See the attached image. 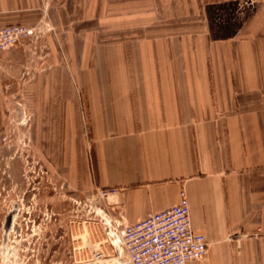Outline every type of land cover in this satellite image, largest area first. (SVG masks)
<instances>
[{"label":"crops","instance_id":"crops-1","mask_svg":"<svg viewBox=\"0 0 264 264\" xmlns=\"http://www.w3.org/2000/svg\"><path fill=\"white\" fill-rule=\"evenodd\" d=\"M42 1L0 23L46 20ZM49 4L50 60L79 63L82 85L55 67L38 75L48 86L25 95L34 141L56 143L49 156L60 159L69 185L82 193L117 189L101 210L130 225L185 192L193 228L210 243L204 259L188 264H264V10L238 38L230 32L210 45L194 17L201 0ZM186 13L193 17L186 21Z\"/></svg>","mask_w":264,"mask_h":264},{"label":"rangeland","instance_id":"rangeland-1","mask_svg":"<svg viewBox=\"0 0 264 264\" xmlns=\"http://www.w3.org/2000/svg\"><path fill=\"white\" fill-rule=\"evenodd\" d=\"M34 0H0V21L25 14L19 11ZM46 20L38 23L4 22L3 26L36 27L34 37L0 52V264H128L120 245L111 244L96 192L75 191L64 178L60 160L49 156L56 143L34 141V115L25 90L48 86L50 69H69V82L80 86L79 63L50 60L49 38L55 37L48 20L49 0L42 1ZM10 9H14L11 11ZM16 10V11H15ZM264 10V0H201L202 40L219 44L232 32L238 38L243 27ZM186 21L193 17L186 13ZM2 22V21H1ZM51 50V51H50ZM207 68L213 69V62ZM71 73L73 77H71ZM62 81L67 79L61 76ZM84 139L91 163L94 140L84 96ZM73 146H76L74 140ZM64 142H57L61 148ZM76 144V145H75ZM50 146V147H49ZM101 247V251H100ZM100 252L103 256L100 257Z\"/></svg>","mask_w":264,"mask_h":264},{"label":"built area","instance_id":"built-area-1","mask_svg":"<svg viewBox=\"0 0 264 264\" xmlns=\"http://www.w3.org/2000/svg\"><path fill=\"white\" fill-rule=\"evenodd\" d=\"M36 34V27H0V52ZM117 192V189L98 190L95 198L102 201ZM105 221L111 244L122 247L128 264H188L204 259L209 250L206 235L193 228L190 202L185 192L181 193L176 205L150 213L138 223ZM99 255L102 257L103 253Z\"/></svg>","mask_w":264,"mask_h":264}]
</instances>
